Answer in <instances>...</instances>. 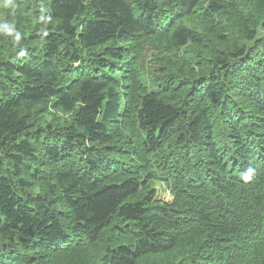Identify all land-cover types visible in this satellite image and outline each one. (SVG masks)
Masks as SVG:
<instances>
[{
    "label": "trees",
    "instance_id": "16d2710c",
    "mask_svg": "<svg viewBox=\"0 0 264 264\" xmlns=\"http://www.w3.org/2000/svg\"><path fill=\"white\" fill-rule=\"evenodd\" d=\"M241 1L33 0L30 29L0 22V264H264V0L251 47L183 25ZM205 43L213 78L168 58L149 82Z\"/></svg>",
    "mask_w": 264,
    "mask_h": 264
},
{
    "label": "rangeland",
    "instance_id": "374dc122",
    "mask_svg": "<svg viewBox=\"0 0 264 264\" xmlns=\"http://www.w3.org/2000/svg\"><path fill=\"white\" fill-rule=\"evenodd\" d=\"M33 0H0V22L6 19V17H9V21L12 16L16 17L18 14L22 17V23L20 24V27L27 30L30 29V26L28 24V19L31 17V5ZM7 4V7H4V4ZM253 0H242L241 2L237 3L236 9H231L229 11L228 16H224L218 19H215L213 23H209L205 26H202L198 22V18L196 15L193 14V19H191L189 22H185L183 25H186L190 29H195L200 31V33L204 32L206 35L210 38L213 45H211V48L216 52H224V50H228L229 47H233L236 45L239 46H246L251 47L254 42L245 41L243 35H242V27L244 23L246 26L249 27L250 20L255 17L253 13ZM18 9H21V12L19 13ZM1 24V23H0ZM7 24L4 22L3 28H6ZM9 31H11L10 35H12V31H16L15 27L12 25L9 26ZM1 32V30H0ZM257 36L256 39H260L264 37V27L260 25L258 29L256 30ZM212 33V34H211ZM203 34V33H202ZM9 35V34H8ZM204 35V34H203ZM217 35H222L223 39H218ZM4 36L7 37L5 34ZM3 44V43H2ZM0 43V46H2ZM209 46V44L205 43L204 46L202 45H189L185 46L184 48H181L176 51H172L171 53H167L168 50L161 51L160 53L162 56L158 57V61L152 62V68L148 66V72H149V82L151 81V73L152 72H160L165 71L166 69H173L172 75L179 76L183 74L182 68L184 67L186 69V65L184 63H192L190 65L191 67V74L198 77H209L213 78V75H216L217 72L214 70V68L209 67L211 56L209 55V49L207 52H205V47ZM152 53L147 52V59H152ZM171 58V61H167L166 63H171L172 66L168 68H164L162 65H164L163 61ZM178 58L180 60L182 59V64H179ZM177 61V62H176ZM206 62V63H205ZM205 63V64H204ZM204 65V66H203ZM159 67V68H157ZM164 68V69H163ZM123 71H117L113 76L119 81V85L126 84L124 80L128 77H124ZM143 76V75H142ZM147 82V81H146ZM208 83V82H207ZM148 84V82H147ZM156 82H153V85L151 86V89H157ZM51 112L53 114V124L55 126H61L62 120L64 119L63 116H61L60 113H56L51 108ZM65 117V116H64ZM241 118V117H238ZM30 176L33 177V179L37 178V173L34 170H31ZM32 185H35L32 183ZM33 187V186H32ZM153 189L156 191L155 199L163 201L165 203L171 202V197L168 193V190L166 189V186L159 182H154ZM108 240L111 241V244H115L116 240L114 232L108 233Z\"/></svg>",
    "mask_w": 264,
    "mask_h": 264
},
{
    "label": "clouds",
    "instance_id": "9594fccd",
    "mask_svg": "<svg viewBox=\"0 0 264 264\" xmlns=\"http://www.w3.org/2000/svg\"><path fill=\"white\" fill-rule=\"evenodd\" d=\"M3 6H4V7H7V4L5 3ZM17 35H19V33H17ZM251 172H252V169H248V172H247L246 174H244L243 179H244L245 181L251 179V175H250Z\"/></svg>",
    "mask_w": 264,
    "mask_h": 264
}]
</instances>
